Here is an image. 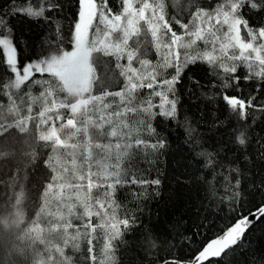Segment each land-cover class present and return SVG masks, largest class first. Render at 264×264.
I'll return each mask as SVG.
<instances>
[{
	"label": "trees",
	"instance_id": "1",
	"mask_svg": "<svg viewBox=\"0 0 264 264\" xmlns=\"http://www.w3.org/2000/svg\"><path fill=\"white\" fill-rule=\"evenodd\" d=\"M163 2L166 19L173 30L181 34L183 30L176 20L187 23L190 13L197 8L212 11L222 0ZM254 2L260 7L253 9L246 4L240 14L255 31L264 27V3L261 0ZM50 4H59L60 7L48 11ZM77 7V0H0V28L17 44L21 63L36 60L49 48L55 51L57 46H62L71 50ZM108 7L113 13L120 12V0H108ZM29 8L45 9L43 17L26 16L22 10ZM196 47L204 49L199 42ZM141 52L142 58L153 64L158 62L157 53L150 45L143 46ZM114 65L112 57H99L96 64L100 83L110 92L119 91L124 84V78ZM174 74L175 69L168 68L162 70L158 79H168ZM245 74L246 69L241 66L235 75L243 77ZM222 76L223 73L215 74L202 61L189 63L175 85L176 118L155 117L151 121L155 135L145 132L141 136L151 143L162 140L164 147L133 148L124 159L125 174L121 179H135L137 183L117 185L112 196L116 219H128L129 226L124 228L121 225L122 235L111 241V264L191 262L197 250L232 226L239 215L246 216L264 205V81L241 79L240 91H237L235 85L223 88ZM11 80L4 57L0 55V85L7 86ZM99 90L97 86V94ZM28 91L32 96H38L40 87L26 85L20 90L5 87L0 91V123L14 124L18 118L15 113L8 112L9 101L4 93L11 92L20 106L21 115H27L24 109ZM225 92L245 100L254 97L253 107L247 109L245 120L235 117L221 99ZM148 96L149 90L143 89L138 99L146 100ZM169 96L173 98L171 93ZM152 99L153 103H159L158 97ZM239 132L244 133V145L236 141ZM37 135L38 131L31 124L26 133L11 128L0 135V216H9L15 210L16 199L20 198L19 210L24 216L21 226L25 228L37 220L43 191L53 176L45 162L50 156L65 159L63 150L53 153L51 145L38 141ZM157 179L160 183L153 184L152 181ZM106 191V188L93 189L92 203L96 199L107 201ZM82 211L77 206L76 215L71 218L73 225L80 226L81 236L77 240L71 239L76 235L74 229H69L67 235L43 234L46 241L64 248L63 258L59 253H52L55 264H93L88 252V237L83 235L87 231L83 227L86 221L77 218ZM48 220L46 213H41L37 222L47 229ZM92 223H99V218L93 216ZM0 239L5 249L16 243L13 233L6 230H0ZM65 239L68 240L67 246ZM91 239L95 264H100L105 260V230L97 228ZM19 247L23 254L14 255L7 264H37L40 260L49 264L45 245L26 241ZM4 258V253L0 252V260ZM213 264H264V216L247 230L237 245L227 250L221 261H213Z\"/></svg>",
	"mask_w": 264,
	"mask_h": 264
},
{
	"label": "snow or ice",
	"instance_id": "2",
	"mask_svg": "<svg viewBox=\"0 0 264 264\" xmlns=\"http://www.w3.org/2000/svg\"><path fill=\"white\" fill-rule=\"evenodd\" d=\"M120 3L121 11L113 13L108 0H77L71 50L62 46H57L55 51L49 48L46 54L24 63L18 57L17 44L0 28V55L12 76L7 86L0 85V91L5 87L16 90L26 85L40 87L38 96L27 92L24 109L27 115H21L20 106L11 92L4 93L9 101L8 112L15 113L18 118L14 124L0 123V135L11 128L26 133L31 124L38 131V141L50 144L53 153L63 150L65 157L61 160L59 156H50L45 162L53 176L46 184L40 211L36 213L37 220L31 226H21L24 216L19 210L20 198L16 199L15 210L9 216H0V230L13 233L16 241L10 249H5L0 239V252L5 257L0 264H7L14 255L21 256L23 249L19 246L26 241L45 245L49 264H55L53 252L63 258L64 248L46 241L43 234L67 235L69 229H74L76 235L71 239L77 240L81 236L80 226L73 225L71 219L76 215L77 206L83 210L77 218L86 221L83 227L87 231L83 235L88 237L90 259L95 264L91 237L100 228L105 230L106 238L105 260L100 264H111V241L122 235L121 225L129 226L128 219H116L112 196L117 185L137 183L135 179H121L125 174L124 159L133 148L164 147L162 140L151 143L141 136L145 132L155 135L151 123L155 117L176 118L175 85L184 68L189 63L202 61L215 74L223 73V88L235 85L237 91H240L241 79L264 81V27L254 31L240 14L246 4L253 9L260 7L254 0H222L212 11L197 8L190 13L187 23L175 21L183 30L181 34H177L166 19L163 0H120ZM59 7V4H50L47 10H58ZM22 11L26 16L40 18L45 9ZM198 42L204 45L203 50L196 47ZM148 45L157 53L155 64L142 58L141 49ZM99 57L114 58V66L124 78L119 91H107L106 85L100 83L101 76L96 72ZM241 66L246 69L243 77L235 75ZM168 68H174L175 74L168 79H158L162 70ZM45 76L48 79H42ZM143 89L149 90V96L139 100V92ZM153 97H158L159 103H153ZM221 99L234 116L243 121L247 118V109L253 107L254 97L245 100L225 92ZM42 128L46 131H40ZM236 141L240 145L246 143L243 132H239ZM152 183L158 185L160 181L157 179ZM100 188L108 189L105 192L107 201L96 199L93 204L91 193ZM41 213L49 217L47 229L37 222ZM93 216L99 218V223H92ZM261 216H264V205L248 216L239 215L221 236L197 250L190 264L221 261L227 250L237 245ZM64 243L67 246L68 240ZM37 264L44 262L40 260Z\"/></svg>",
	"mask_w": 264,
	"mask_h": 264
},
{
	"label": "water",
	"instance_id": "3",
	"mask_svg": "<svg viewBox=\"0 0 264 264\" xmlns=\"http://www.w3.org/2000/svg\"><path fill=\"white\" fill-rule=\"evenodd\" d=\"M259 208H260V207H259ZM256 210H257V209H256ZM256 210H254V211H256ZM254 211H252V212H254ZM248 215H249V214H247L246 216H248ZM261 217H262V216H261ZM261 217H260V218H261ZM249 218L251 219V217H249ZM260 218H259V219H260ZM259 219H258V220H259ZM258 220H256L251 226H253ZM251 226H250V227H251ZM250 227H249V228H250ZM249 228H248V229H249ZM248 229H247V230H248ZM246 232H247V231H246ZM246 232H245V233H246ZM223 233H224V232H223ZM223 233H221L220 235H218V236H216V237L221 236ZM245 233H244V234H245ZM216 237H214V238H216ZM214 238H212V239H214ZM212 239H211V240H212ZM209 241H210V240H209ZM209 241H208V242H209ZM229 249H230V248H229ZM166 262H169V264H190V262H179V261H173V260H169V261H166ZM166 262H164V263H162V264H166Z\"/></svg>",
	"mask_w": 264,
	"mask_h": 264
},
{
	"label": "rangeland",
	"instance_id": "4",
	"mask_svg": "<svg viewBox=\"0 0 264 264\" xmlns=\"http://www.w3.org/2000/svg\"><path fill=\"white\" fill-rule=\"evenodd\" d=\"M242 35H244V33H243ZM245 38H246V37H245Z\"/></svg>",
	"mask_w": 264,
	"mask_h": 264
}]
</instances>
